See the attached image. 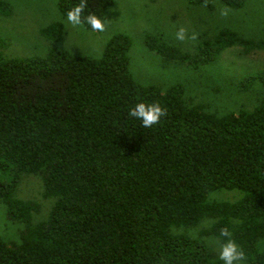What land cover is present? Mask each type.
Instances as JSON below:
<instances>
[{"label": "trees", "instance_id": "trees-1", "mask_svg": "<svg viewBox=\"0 0 264 264\" xmlns=\"http://www.w3.org/2000/svg\"><path fill=\"white\" fill-rule=\"evenodd\" d=\"M237 10L244 0H187ZM80 0H58L62 17ZM113 0H86L83 16H101ZM10 6L0 1V15ZM83 24V23H82ZM85 29L92 30L87 24ZM62 25L41 31L60 39ZM132 43L117 34L98 58L50 48L44 56L11 57L0 38V203L20 222L19 243L0 237V264H221L208 246L173 228H196L221 243L231 239L244 262L264 264V70L244 76L262 97L252 109L217 115L183 100L182 85L166 91L138 83L129 71ZM150 51L198 70L226 49L262 44L222 29L191 53L146 37ZM138 102L159 103L165 115L145 128L129 116ZM23 175H40L54 203L34 223L38 205L15 191ZM237 191L233 202L210 201ZM228 229L229 238L220 235Z\"/></svg>", "mask_w": 264, "mask_h": 264}, {"label": "rangeland", "instance_id": "rangeland-1", "mask_svg": "<svg viewBox=\"0 0 264 264\" xmlns=\"http://www.w3.org/2000/svg\"><path fill=\"white\" fill-rule=\"evenodd\" d=\"M10 8L8 16L0 15V38L5 41L3 52L7 56H44L50 48H61L76 56L98 58L106 43L117 34L131 39L128 52L129 71L142 85H153L166 91L171 86L182 85L183 100L189 106H201L205 111L223 115L252 109L262 97L261 89L254 84L247 90L239 88L240 80L251 73L264 70V0H244L237 10L228 9L214 1L213 8L192 6L187 0H113L105 12L103 31H89L83 24L73 26L57 9L58 0H0ZM62 25L60 39L52 42L41 35L46 27ZM185 30V40L177 41L175 33ZM230 29L245 38L259 41L262 49L244 52L240 47L224 50L216 60L198 70L150 51L146 37L159 43L193 53L206 35ZM195 35V39L191 37ZM16 198L33 201L38 209L32 220L46 219L54 199L45 197L40 175H23L15 191ZM242 194L237 191H217L210 201L233 203ZM214 220L207 219L196 228H173L175 233H186L202 240L209 248L213 260L223 264L218 250V238L203 233ZM23 224L8 220L5 207L0 203V237L9 243H19ZM264 252V240L258 244ZM241 264H248L241 262Z\"/></svg>", "mask_w": 264, "mask_h": 264}, {"label": "clouds", "instance_id": "clouds-1", "mask_svg": "<svg viewBox=\"0 0 264 264\" xmlns=\"http://www.w3.org/2000/svg\"><path fill=\"white\" fill-rule=\"evenodd\" d=\"M86 7V0H80L79 3L73 5L66 12V20L73 26L87 24L92 30L103 31L105 28L104 18L93 13H89L83 16L82 13ZM221 15H227L228 9L223 8L220 12ZM195 39V35L191 37ZM175 39L177 41L185 40V30L179 28L175 33ZM129 116L138 120L143 127L149 128L159 123L160 118L165 115V110L159 103L153 102L145 104L144 102H138L129 109ZM221 236L225 238L230 237L228 229H222ZM219 259L223 261V264H241L245 260V253L238 245L230 238L226 242L221 243L218 250Z\"/></svg>", "mask_w": 264, "mask_h": 264}]
</instances>
